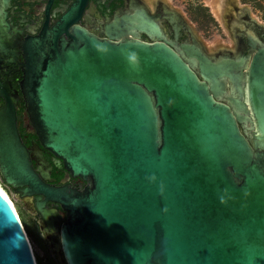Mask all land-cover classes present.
Instances as JSON below:
<instances>
[{
	"label": "water",
	"instance_id": "1",
	"mask_svg": "<svg viewBox=\"0 0 264 264\" xmlns=\"http://www.w3.org/2000/svg\"><path fill=\"white\" fill-rule=\"evenodd\" d=\"M111 28L101 39L65 19L27 49L23 92L43 146L88 187L43 183L10 101L0 111L6 184H29L70 213L62 264H264V51L245 87L242 61L142 41L146 30L162 38L143 12ZM0 264H37L2 193Z\"/></svg>",
	"mask_w": 264,
	"mask_h": 264
},
{
	"label": "flooded vegetation",
	"instance_id": "2",
	"mask_svg": "<svg viewBox=\"0 0 264 264\" xmlns=\"http://www.w3.org/2000/svg\"><path fill=\"white\" fill-rule=\"evenodd\" d=\"M136 11L150 18L162 36L149 30L140 32L144 42L170 43L174 50L189 43L216 60L242 61L239 70L245 87L250 72L258 70L253 61L264 51L262 0H191L187 18L165 0H0V111L8 101L12 102L21 143L45 185L84 192L89 183L74 177L64 161L43 146L23 92L28 45L65 19L67 30L78 26L101 39H110L116 19ZM63 37L68 35L64 33ZM227 85L230 87L229 81ZM0 181L13 199L10 198L27 238L36 251H42L44 262L62 264L56 246L61 243V232L70 221V213L60 202L31 193L29 184L9 186L1 173Z\"/></svg>",
	"mask_w": 264,
	"mask_h": 264
},
{
	"label": "rangeland",
	"instance_id": "3",
	"mask_svg": "<svg viewBox=\"0 0 264 264\" xmlns=\"http://www.w3.org/2000/svg\"><path fill=\"white\" fill-rule=\"evenodd\" d=\"M167 3H169L170 5H172L173 7H176L177 9H179L182 14L187 18L188 16V11H189V5H190V1L191 0H165ZM264 2V0H262ZM0 187L5 190V192L9 195V197L12 199L11 195L7 192V190L3 187L1 181H0ZM13 200V199H12ZM33 244V242H32ZM35 252H36V256H37V261L39 264H47V262H44V258L42 257V251H40L38 249V251H36V246L33 244Z\"/></svg>",
	"mask_w": 264,
	"mask_h": 264
},
{
	"label": "bare ground",
	"instance_id": "4",
	"mask_svg": "<svg viewBox=\"0 0 264 264\" xmlns=\"http://www.w3.org/2000/svg\"><path fill=\"white\" fill-rule=\"evenodd\" d=\"M0 193H2L3 195H5V197L8 199V201L10 202V204L13 206V208H14V210H15L14 204H13V202L11 201L9 195H8V194L5 192V190H3L1 187H0ZM15 211H16V210H15ZM29 242H30V240H29ZM30 244H31V247H32V250H33V253H34V256H35L36 262H37V256H36V252H35L34 246H33L32 242H30ZM37 264H38V262H37Z\"/></svg>",
	"mask_w": 264,
	"mask_h": 264
},
{
	"label": "trees",
	"instance_id": "5",
	"mask_svg": "<svg viewBox=\"0 0 264 264\" xmlns=\"http://www.w3.org/2000/svg\"><path fill=\"white\" fill-rule=\"evenodd\" d=\"M38 262V261H37ZM39 264V263H38Z\"/></svg>",
	"mask_w": 264,
	"mask_h": 264
}]
</instances>
